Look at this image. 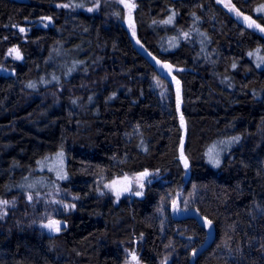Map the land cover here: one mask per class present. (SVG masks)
<instances>
[{
    "label": "trees",
    "instance_id": "trees-1",
    "mask_svg": "<svg viewBox=\"0 0 264 264\" xmlns=\"http://www.w3.org/2000/svg\"><path fill=\"white\" fill-rule=\"evenodd\" d=\"M63 1L0 0V198L17 201L0 220V264H123L125 251L145 264H264V33L216 0H137L136 37L104 12L55 7ZM233 3L264 25L254 11L264 0ZM173 9L174 24L160 23ZM41 15L53 23L29 27ZM233 136L241 141L214 167L209 149ZM61 151V182L80 202L65 209L69 231L48 239L35 234L26 197L42 190L20 185ZM145 169L151 182L133 204L105 187ZM174 199L189 210L173 212Z\"/></svg>",
    "mask_w": 264,
    "mask_h": 264
},
{
    "label": "snow or ice",
    "instance_id": "snow-or-ice-1",
    "mask_svg": "<svg viewBox=\"0 0 264 264\" xmlns=\"http://www.w3.org/2000/svg\"><path fill=\"white\" fill-rule=\"evenodd\" d=\"M119 2L121 4H123L124 7L128 10V16H127L128 26L131 29L132 36L136 37V26H135V23L133 20L132 13L136 9L137 4L135 3V0H119ZM216 2L219 4H223V6L230 13L235 14V16L238 19H242L248 28L258 30L259 32L264 33V25L258 23L256 19L252 18V16L246 15L240 8H238L236 6L235 3H233V0H216ZM57 7H60V8H69V7L84 8L85 5L82 3L81 4L66 3V4H58ZM99 7H100V4H99V2H97L94 5V7L88 8V11H90V12L94 11V10L98 9ZM200 7H202V5ZM254 11L264 12V4L257 6L254 9ZM117 15H119V13H117ZM176 15H177V12L173 9L171 12V15H169L167 17V19L160 21V23L165 24V25H172V24H174ZM191 15L195 16V13H191ZM40 19H41V21H48L49 23L53 22V18L51 16L41 17ZM197 19H199V17H197ZM153 23L155 24V23H157V21L153 20ZM13 26L16 27V25H13ZM44 27H48V24L45 23ZM19 31L25 32L26 29L23 27H20ZM197 31H199V30L197 29ZM181 34L185 39H188L190 32H183L182 31ZM201 35L204 36L206 34L201 33ZM5 39H7V37H5ZM176 40H177V38L174 37L173 40L170 41L169 43H173ZM137 43L138 44L140 43L139 39H137ZM201 43H203V40L201 41ZM173 46H178V43H175ZM141 47H143V45H141ZM8 55L9 56L14 55V58L17 60L23 59V55H22L19 47L10 48L8 50ZM149 55H151V53H149ZM248 55L253 56L256 54L253 52H249ZM152 58L154 60H156V63L158 65H160V67L162 69L167 70V72L169 74H171L173 72L174 66L171 63H169L168 61L158 60L154 56ZM261 65H264V56L258 57V63L256 64V67L259 68V67H261ZM231 68L233 70H235L237 68V63L233 62L231 64ZM0 70H2V69H0ZM177 70L183 71V69H177ZM53 79H56V77H53ZM173 80H175V83H176V106H177V111H179L180 104H181V95H180V92H181L180 83L181 82L178 79H176L175 76H173ZM28 87L35 88L36 85L34 83H29ZM113 96H115V93H113ZM73 103H76V101L74 100ZM179 121H180L181 129L184 130V133L186 135L187 126H186V121H185V118H184V115L182 112L180 113ZM185 135H182L180 137V140H179V145H178L179 156H178V158L183 163V167L187 170L190 167V161H189V157L185 154ZM240 141H241L240 136H233L230 138V140L220 141L219 145H213V147L210 148L208 153H207L208 162L210 164H212L214 167L219 168L222 164L223 153L225 151H230L231 146L233 144L239 143ZM63 157H64L63 151H61L57 154V158L59 161V167L56 169V174H57V178L60 180L68 179V174L64 170V166H63ZM152 175H153V173H151L147 169H145L144 171L136 173L131 179H129V177L125 175L122 180L121 179L112 180L109 184H106L105 187L108 188L115 195L117 201L119 200L120 196L124 195L125 193H129V194L134 195V196H143L144 195L143 189L145 187V182L147 181L150 183L151 181H149L148 178ZM133 184H135L136 190H133ZM20 187L25 188V189H31L34 187V185L33 184H26V185H20ZM57 191H59L58 186H57ZM101 195H103V193H101ZM26 197H27L28 202L33 201V194L31 191L26 192ZM73 199L74 200L79 199V197L78 196L73 197ZM16 203H17V201L15 198H13L12 200L0 198V220L4 219L8 215V210L10 207L15 208ZM50 203L61 204V205H63L64 209H75L76 208L75 203L66 204L62 200H52V201H50ZM171 203H172L173 212L179 213L181 211H188L189 210L187 201H184L183 208L180 207L178 200L174 199V200H172ZM198 211H199V209H197V212ZM45 215H46V222L41 221V227L44 229H47L50 233L51 232L60 233L62 231V227L65 226V222L62 220L56 219L53 216L48 215L47 213H45ZM203 220H204V224L208 228L212 227L213 221L211 219H209L208 217L205 216V217H203ZM189 239H191V237H189ZM169 246H171V245H169ZM261 247L264 248V244H262ZM191 256L192 257L197 256V249L193 248L191 250ZM125 264H141V260L135 252H131L130 253V260H126ZM162 264H168V258L167 257H165V259L162 261Z\"/></svg>",
    "mask_w": 264,
    "mask_h": 264
},
{
    "label": "rangeland",
    "instance_id": "rangeland-1",
    "mask_svg": "<svg viewBox=\"0 0 264 264\" xmlns=\"http://www.w3.org/2000/svg\"><path fill=\"white\" fill-rule=\"evenodd\" d=\"M21 1H28V0H21ZM90 1L91 4L81 8L85 13L88 14H97L99 12H104L105 14L109 15L111 18H113L115 21H117L120 24H128V10L124 7L123 4L119 2V0H87ZM99 2L100 7L94 11H88V8L94 7V5ZM66 3H71L72 2L68 0H64L60 4H66ZM135 3L137 4V0H135ZM58 4H55V7H57ZM60 8V7H58ZM67 10H73L75 7H69V8H63ZM123 10L125 18L121 19L120 18V13ZM121 10V11H120ZM135 11V10H134ZM133 11V12H134ZM119 13V15H117ZM241 22L243 25L246 26V24L243 22L242 19ZM247 27V26H246ZM51 161L48 162V166L50 167L42 170H35L36 173H39L40 175L35 177L34 181L31 182L30 184H33L34 187L31 188L30 190H37L40 188L42 191L35 192L33 193V202H34V219H35V230L36 232H42V234L46 236H54L56 233L54 232H49L47 229H44L41 227V221L46 222V215L47 213L50 216H53L55 214H62V215H67L68 213L65 212V209L63 208V205L61 204H55V203H50L52 200H62L66 204H71L75 203L77 205L78 202H80L79 199H73V197H77L76 194L71 193L70 190H67L64 188L63 183L61 182L62 180L57 178L56 174V169L59 167V161L58 158L56 159H50ZM40 176H44L43 178H40ZM131 178L133 176H130ZM57 186L59 191H57ZM72 189V188H71ZM133 189L136 190L135 184H133ZM79 197V196H78ZM132 197L131 194L125 193L124 195L120 196L119 200H124V199H130ZM130 253L125 251V259H123V264H125L126 260H130ZM135 253L138 255V253L135 251ZM142 263V262H141Z\"/></svg>",
    "mask_w": 264,
    "mask_h": 264
},
{
    "label": "flooded vegetation",
    "instance_id": "flooded-vegetation-1",
    "mask_svg": "<svg viewBox=\"0 0 264 264\" xmlns=\"http://www.w3.org/2000/svg\"><path fill=\"white\" fill-rule=\"evenodd\" d=\"M233 14V13H232ZM234 16H235V14H233ZM41 17H46V16H43V15H41V16H39V17H37V18H35V19H33L32 20V22H31V25L32 26H29V27H34L35 25L34 24H36V26L35 27H44V24L45 23H47L48 24V26H50L51 25V23H53V22H51V23H49L48 21H41ZM52 17V16H51ZM236 17V16H235ZM237 18V17H236ZM130 179H131V177L130 176H128ZM133 190H135V189H133ZM77 196H79V195H77ZM79 198H80V196H79ZM136 198V196H134V195H132V197L130 198V199H127L128 200V202H132V204H133V202H134V199ZM76 209V208H75ZM74 209V210H75ZM54 218H56V219H59V220H62V221H64L65 222V226L64 227H62V231L60 232V233H56V235H54V236H46V235H44V234H42V232H36L35 234L36 235H38L39 237H45V238H50V239H54V238H57V237H59V236H61V235H63V234H65L66 232H68L69 231V228H70V222H69V220L67 219L68 218V215H62V214H55L54 215ZM142 262V261H141Z\"/></svg>",
    "mask_w": 264,
    "mask_h": 264
},
{
    "label": "water",
    "instance_id": "water-1",
    "mask_svg": "<svg viewBox=\"0 0 264 264\" xmlns=\"http://www.w3.org/2000/svg\"><path fill=\"white\" fill-rule=\"evenodd\" d=\"M132 15H133V13H132ZM130 179V178H129ZM141 264H145V263H141Z\"/></svg>",
    "mask_w": 264,
    "mask_h": 264
}]
</instances>
